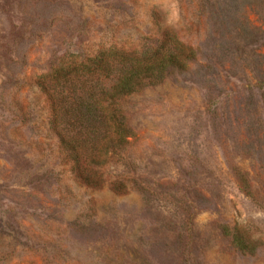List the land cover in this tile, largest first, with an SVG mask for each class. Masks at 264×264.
<instances>
[{
	"label": "rangeland",
	"instance_id": "1",
	"mask_svg": "<svg viewBox=\"0 0 264 264\" xmlns=\"http://www.w3.org/2000/svg\"><path fill=\"white\" fill-rule=\"evenodd\" d=\"M165 30L194 59L129 98L127 165L84 185L37 78ZM0 264H264V0H0Z\"/></svg>",
	"mask_w": 264,
	"mask_h": 264
},
{
	"label": "trees",
	"instance_id": "2",
	"mask_svg": "<svg viewBox=\"0 0 264 264\" xmlns=\"http://www.w3.org/2000/svg\"><path fill=\"white\" fill-rule=\"evenodd\" d=\"M193 59L194 51L165 30L154 45L132 50L109 46L91 56L70 55L37 78L48 106L49 129L76 180L98 189L105 183L106 167L127 165L129 98L183 72ZM120 176L108 181L115 192L126 188ZM238 180L248 192L247 178L240 174ZM224 232L237 250L252 252L238 230Z\"/></svg>",
	"mask_w": 264,
	"mask_h": 264
}]
</instances>
